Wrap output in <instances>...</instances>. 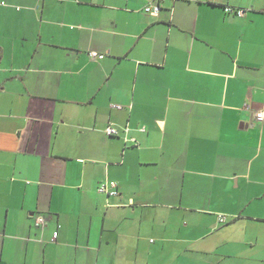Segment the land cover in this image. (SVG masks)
<instances>
[{"label": "crops", "instance_id": "obj_1", "mask_svg": "<svg viewBox=\"0 0 264 264\" xmlns=\"http://www.w3.org/2000/svg\"><path fill=\"white\" fill-rule=\"evenodd\" d=\"M156 1L0 0V264H264V0Z\"/></svg>", "mask_w": 264, "mask_h": 264}, {"label": "built area", "instance_id": "obj_2", "mask_svg": "<svg viewBox=\"0 0 264 264\" xmlns=\"http://www.w3.org/2000/svg\"><path fill=\"white\" fill-rule=\"evenodd\" d=\"M160 1L161 0H157L154 3L145 5V7H144L145 12L149 13L151 15H154V16L159 15L160 11L162 10V6L160 4ZM226 10L227 11H234L240 15H244L246 13L244 9H235L234 10L230 6H226ZM89 55L93 59H101L104 57L103 54H99L97 51H91L89 53ZM256 118L258 120L263 121L264 120V111L256 112ZM126 130H129V128H127ZM105 131L107 132L108 135L119 134V130L114 124L113 125L109 124L106 127ZM98 190H99V192L108 194L109 196H118L120 194L119 183L115 180H110V179H106L105 181L101 182ZM219 218L221 221L225 220V217L223 215H220ZM47 222H48L47 216L39 214L35 217V225L36 226L43 227L47 224Z\"/></svg>", "mask_w": 264, "mask_h": 264}]
</instances>
